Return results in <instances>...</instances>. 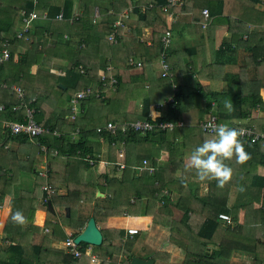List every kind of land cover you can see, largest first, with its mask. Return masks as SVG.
<instances>
[{"label":"trees","instance_id":"1","mask_svg":"<svg viewBox=\"0 0 264 264\" xmlns=\"http://www.w3.org/2000/svg\"><path fill=\"white\" fill-rule=\"evenodd\" d=\"M96 1L103 2L104 0H39L35 5L32 0H0V41L7 39L10 50L9 60L0 66V81H5V83L7 81L9 84L16 83L18 86H22L26 91L25 98L27 100L25 101L30 102L32 98L35 99L30 103L35 108V120L40 125L48 128V132L32 137L22 133L13 135L19 144L24 143L22 141L26 142V146L22 147L21 151H18L19 149H16L17 147L13 145L6 148L11 136L9 135V130L4 127L3 122L17 118L12 115V112L5 114L7 117L3 118L2 123L0 122V181L1 176L7 172L8 168H20L25 161H29L27 163L30 165V171L37 173L35 171V160L39 154L44 153L49 162L47 165L48 181L67 185V195L58 196L54 193L45 202V191L41 189L44 181L40 182L38 187L36 185L31 186L29 190L22 188V185L17 183V188L13 191L15 196L11 204V212L21 211L27 218V223L21 227L13 224L11 218L7 219L0 233V264H50V261L53 264H88L87 261L90 262V256L85 254L84 248V245L88 246L87 243L81 244L80 248L84 254L80 258H74L63 246L59 245L67 237L66 228L71 229L73 235L76 236L79 232L74 229L78 227L81 230V222L83 220L87 222L90 217H94L97 226L101 227V223L105 222L109 216L128 215H151L155 224L169 226V242L183 252L184 258L180 261H171L167 252L159 251L156 255H160L158 258L163 261L160 260L161 264H228L233 251L241 249L238 244L239 239L248 235H251L248 237L249 239H253L258 233L264 231V211L260 208H252L253 198H256L260 191L264 204V176L254 175L253 180L250 181L244 175L245 181L239 185L235 201L236 205L230 209L226 207L227 199L225 194L229 185L236 182L233 175L232 179L223 188L217 187V183L214 180L212 181L213 183L203 181L208 182L209 185L208 195L206 200H203L199 196L197 189H185V186H188V183L190 184L187 177L195 176V174L185 172L184 168L161 167L155 172L137 173L134 168L137 164L143 159H149V164H155L152 159L156 158L164 150L169 151L170 156L177 157V159L170 158L167 160L168 165L180 167L184 158L182 147L185 141L181 142L183 145L180 146L177 140L181 137V134L188 133L187 131L190 130L187 127H183L182 131H180L181 127H179L180 130L178 128L173 130L155 128L154 130L140 133L126 125L138 117L135 109L127 105V101L130 100L134 105L135 100L138 98L143 100L141 118L138 119H149V105L152 97H156V100L163 94L164 99L167 98V96L172 94L173 83L171 84V80H167L169 79L168 77L165 80H163L164 77H161L164 89L159 91L161 86H158L156 88L158 91H155L153 93L154 96H152L148 89H144V86L133 81L130 83L129 89L123 92V95L126 94L128 100L122 101V98L116 96L119 86L125 89L123 84L127 85L126 78L130 77L131 80L133 79L132 75L128 74V67L131 68L130 66L135 64L130 63L128 57H133L132 55L136 53V48L139 47V44H136L135 48L130 46L139 42L140 37L138 34L140 31L137 30L135 32L134 29H131L132 36L130 37L121 35L117 41L115 40L111 43L107 40L110 44L108 45L111 53L109 56L112 59L106 56L99 46L101 41L107 37L108 31H113L114 14L108 18L102 16V23H96L89 16L92 10L89 9V6ZM114 1L125 3L130 8L128 17L124 18V25H129L131 17L138 20V23H146L151 16H156L157 21L161 24L153 26V44L145 51L150 52L152 55L150 59L158 62L160 52L164 49L166 54L165 61L169 64L168 56L171 53V46L167 45L164 47L162 45L164 36L162 34H164L163 31L166 28L163 14L160 13V5L165 3L166 0H108L107 4L111 5ZM256 1L258 0H252L253 3ZM150 3L153 8H146L140 13L139 6H149ZM75 7L81 8L82 14L77 16L74 13ZM22 8L28 11L35 9L40 15L37 19H47L49 25L55 20L54 17L62 12L63 21H66L75 31H72V35L80 39L76 45L79 46L77 49L82 52L81 56L74 57L76 62H73L70 68H66L67 71L63 77L49 74L52 76L53 85H50L45 90L39 89L34 83L39 78L41 71L46 70V67L42 66L43 64L38 60V55L42 50L36 48L32 52L28 48L31 38L29 29L23 32L21 38H18L15 34L21 22L19 11ZM44 13L46 17H43ZM105 21L107 29L104 26L102 27ZM123 29L124 27L121 26L116 34H122ZM33 33L35 32L33 31ZM56 39L61 41L62 34L57 36ZM65 42L69 45V40L66 39ZM130 42L133 43L130 44ZM82 43L84 46L80 47ZM17 46L19 49L15 50ZM45 50L46 48H44ZM16 56L18 59L13 61ZM142 59H149V57H143ZM80 62L83 64L79 68L83 70L82 73H88L87 77L89 75L94 77V84L86 85L91 87L94 92L87 99L80 101V107L83 108L85 102H89L85 113L80 112L73 115L68 108L60 114L56 113L54 112L56 105L64 104L67 101V96L71 95V93H62L57 89L54 81L59 77L62 83L71 87V84L75 82L69 84L70 80H66V82L62 80L70 77L71 79L74 77L75 81L79 79L81 74L77 67L80 66ZM253 63L255 64L254 74L251 79L240 80L238 90L231 88V90L220 94L214 92L203 93L206 104L201 111V115L202 113L208 114L213 97H225L231 100V103H229L231 104V110L216 108L217 119L220 124L224 121L248 119L245 124L233 122L225 124H231L229 125L230 128L245 125L260 129L264 124V113L263 117H258L259 113L262 112H256V106L259 105L261 108H263L261 105L264 106L263 98L259 93L260 88L264 87V50H261V53L253 58ZM33 64L37 65V69L32 73L31 66ZM127 65L129 66L127 67ZM140 75L142 74H135V77L140 79ZM113 77L116 82L111 83V78ZM249 85L250 87L248 88ZM243 87L250 90L246 93L242 92L240 88ZM159 92L161 93L159 94ZM177 92L175 96V98L177 97L176 103L161 107L158 110L161 113L155 119H152V122L159 120H170L173 122L181 120L185 123L187 122L184 117L188 110L182 106L186 93L179 89ZM53 93L57 98L50 100ZM10 94L15 95L10 93L9 90L0 88V96H10ZM18 100L19 98L15 95L13 100L9 99L2 104L8 110L12 105L18 104ZM161 100L163 99L159 98L155 102ZM48 117L54 121L52 124L45 123ZM57 121H60L59 127L56 125ZM108 121L116 124L117 127L114 132L103 128ZM97 127H101V132L96 130ZM75 129L78 130L75 133L78 134V137L73 139L72 134H74ZM54 130L59 132L60 135H57L56 132L54 133ZM100 139L106 144L105 159H101L100 154L94 152L93 144L88 142L94 140L99 143ZM242 141L247 153L258 150L259 143L264 146V140L253 143ZM30 144L37 146L38 155L25 150L30 149ZM41 145L46 146V151H42ZM120 145L125 146L122 158L118 157ZM133 148L138 149L137 152ZM12 151L15 152L13 158L11 157ZM87 155L100 162L124 163L125 166L122 169L121 176L116 177L108 172H100L93 181L78 180L77 178H80L79 175L83 173L79 168L91 169L97 162L99 163L97 161L95 162L96 164H90L85 159ZM13 165H16V167H13ZM112 168L115 169L117 166ZM235 169L238 170L239 168ZM72 170H75L73 174ZM178 170L181 172L177 176ZM164 175L166 176L165 178ZM73 177L76 183H80L79 185H70L69 180L73 179ZM16 181H18L17 178ZM165 187H170L174 191L177 190L176 200H170V193H163V190L166 189ZM97 192L103 193V196H98ZM213 192L216 195V200L221 201L219 204L210 202ZM4 194L6 192L0 190V201ZM132 196L134 197L133 200L130 199ZM48 202L51 204L50 209H48ZM42 206L47 208L46 222L42 226L34 225L32 221L35 211L42 208ZM240 206L244 208L245 218L243 224L237 226L233 225L232 222L223 226L217 217L218 213L223 211L232 212L233 219H236L237 210ZM61 207L65 209V212L61 213ZM74 210L78 211L76 219H73L72 211ZM84 210H88L91 214L85 216L83 214ZM257 216L262 219L258 223L254 221ZM65 218L72 221L68 222ZM128 220L140 222L144 225L149 223V219L132 218ZM100 231L103 236L102 243L97 246L92 245L90 252L97 256L100 260L99 264H117V262L115 263L112 260L115 254L123 257V259L125 257L126 262L122 259L121 264H128L132 256H134L130 250L137 236L121 241V237L124 234L121 229L100 228ZM259 241L263 242L264 240L259 239ZM250 252L255 259L254 264L264 262L262 260L264 251L260 254L258 250L252 249Z\"/></svg>","mask_w":264,"mask_h":264},{"label":"crops","instance_id":"2","mask_svg":"<svg viewBox=\"0 0 264 264\" xmlns=\"http://www.w3.org/2000/svg\"><path fill=\"white\" fill-rule=\"evenodd\" d=\"M146 1V0H145ZM99 2V3H97ZM104 2V3H103ZM96 1L92 3L89 6V9L91 10V13L89 14L90 18L94 19V21H97L96 15L94 14L95 9H99V12L101 13V17L98 18V24L102 23V16H106L107 18L114 14V24H113V30L117 32L119 29L124 27L122 34L116 35V41L118 37L121 35L130 37L132 36L131 29H134L135 32L139 30V42L134 43L131 45V48H135L136 44H139V47L136 48V53L132 55L134 61H140L142 64L139 66L134 65L128 67V74L132 75L133 79L126 78V84H123V87L125 86V89L118 88L116 96L119 98H122V101L128 100V97L126 94L123 95V92L126 89H129L131 82H138L139 85L144 86V89H148L150 92V95L154 96L153 93H155L156 88L158 86H161L160 90L164 89V83L161 82V77H164L163 80L167 79L168 81L171 80L172 85H176L179 90H182L183 93H186V96L183 98L184 108L188 110V113L185 114V119L187 122L181 127V130L183 127H187L190 131H187L188 133L181 134V137L178 138L177 143L182 146L183 144L181 142H184V145L182 147V153H184V158L182 161V165L180 167H175L172 165H168V161L171 159H177L176 156H170L169 151L164 150L160 153V155L156 156V158L152 159L155 164V168H184V165L186 161L188 160V157L190 155V152L198 145H200L203 140L205 139V136L207 135L208 138H211L213 134H204L201 132V130L198 128V122L199 120L206 117V113H202L201 111L204 109L206 104V99L203 96V93H224L225 91H229L232 89L238 90V83H240V80L242 79H251L252 75L255 72L253 58L257 57L259 53H261V50H264V0H258L255 3L252 2V0H183L181 4L175 5L174 7L170 8L167 7V9H164V4L160 5L161 11L160 13L163 14V21L165 22V30L163 31L164 34L167 30L171 32L170 36V46H171V53L168 56L169 60V70L164 71V68L162 67V56L160 52L159 61L155 62L154 59H150L152 55L150 52H146L145 50L147 48H150L152 43V28L153 26H158L161 23L157 21L156 16H151L146 23H138L139 21L135 18L131 17V20L129 21V25L123 23L124 18H127L130 13V8L125 3L122 2H116L114 1L111 5H108V0ZM105 4V5H103ZM152 7V4L150 3L149 6H139L140 13L143 12L144 9ZM132 8V7H131ZM153 8V7H152ZM207 8L209 10V15L204 16L202 13V10ZM35 10V9H33ZM36 11V10H35ZM79 11V12H78ZM81 8H74V13H76L77 16L82 14ZM37 12V11H36ZM38 13V12H37ZM127 14V15H126ZM126 15V16H125ZM55 18V17H54ZM77 18V17H76ZM57 20V19H55ZM53 21L52 23L47 22V19H36L34 20L30 27L29 31H31V38L29 43V49L34 52L37 49L42 50V52L38 55V60L43 64L42 66H45L46 70L41 71V74L38 76L35 80V85L39 89L45 90L50 85H53V81L51 80L52 76L49 74H56V76L61 75L62 77L64 74H66V68H70L74 61V57H80L81 53L77 47H79L77 44L78 40L70 39V36L73 37L72 31H74L66 21L59 20ZM117 21H120V24H116ZM106 21L102 24V27L104 26L105 29L107 27L105 26ZM23 24L20 22L19 26L17 27V31H15V34H17L19 31L22 30ZM35 27H37L35 29ZM35 29V30H34ZM109 30V29H108ZM33 31L35 33H33ZM112 31V30H111ZM110 31V32H111ZM75 32V31H74ZM108 31L107 37L110 34ZM62 34V40L57 41L56 37ZM67 37L64 38V36ZM162 34V36L164 35ZM189 34V39L184 40V35ZM23 35V33L21 34ZM22 37V36H21ZM18 37V38H21ZM69 37V38H68ZM105 37L104 40L100 43V48L102 52L105 53L106 56L111 58L109 56L110 49L108 48L109 43H111L108 38ZM69 40V45L65 42V40ZM108 40V42H107ZM133 42H130L132 44ZM142 43V44H141ZM48 46L51 47L53 50V54H50L47 49ZM60 47L57 51V47ZM84 44L82 43L80 47H83ZM105 46V47H103ZM44 48L46 50L44 51ZM19 47L17 46L15 50H18ZM29 50V51H30ZM64 50V51H62ZM65 53V54H64ZM131 56V55H130ZM143 57H149V59H142ZM130 57H128L129 59ZM166 58V54H165ZM13 61H16L18 58L17 56L13 58ZM112 59V58H111ZM127 59V60H128ZM80 66L77 67V70L83 66V64L80 62ZM37 65L31 66V72L33 73L37 68ZM40 68V67H39ZM83 70L79 69V73L81 74V77L75 81L74 77L64 79L62 81L70 80L69 84L71 82H75L71 84V87H68L66 84L62 83L60 81V78L57 77L54 81L56 82L57 89L60 90L62 93L67 94L69 92H72V90H75L76 88H84L89 87L86 85L94 84L93 79L94 77L92 75L86 76L88 73H82ZM135 74H142L140 75V79L138 77H135ZM58 79V80H57ZM5 81H0V88L1 83ZM6 83H8L6 81ZM170 84V82H169ZM8 85H16L11 83ZM20 86V85H19ZM22 87V86H21ZM250 85L248 86V88ZM9 90V89H6ZM24 93L26 92L23 88ZM69 90V91H68ZM242 92H248L250 89H247L245 87L240 88ZM10 93L15 94L11 90H9ZM56 93V92H55ZM161 92H159L160 94ZM261 97L264 101V87L260 88ZM16 95V94H15ZM15 95L7 96V95H1L0 96V106L3 105L6 101L9 99H14ZM160 95L156 100L164 99ZM67 96V100L68 97ZM115 96V97H116ZM56 99L57 96L53 93V96H51V99ZM155 98L152 97V101L149 105V113L153 112V116L157 117L161 112L154 110V104H155ZM111 99H113L111 97ZM211 107L210 110L213 112L216 116V108H222L223 110H227L228 108L225 106L226 103H231V100L226 99L225 97H216L211 99ZM89 101V100H88ZM194 101L195 105L190 104V102ZM142 102L140 98L135 100L134 105L131 103V101H127V105L130 107H133L136 112L137 119L141 118V112H142ZM3 103V104H2ZM89 102H85L84 108L79 106V113L83 112L85 113L87 104ZM186 104L188 105L186 107ZM80 105V102H79ZM67 104H58L54 108V112L56 113H62L67 109ZM192 108H195L193 110ZM9 109V108H8ZM208 111V112H209ZM7 113L9 114L10 111L7 110L5 107L4 109H0V122L2 123L3 118H6ZM6 114V115H5ZM258 117H263V112L259 113ZM47 121L45 123L52 124V119L48 117L46 119ZM246 121V122H245ZM228 123H237V124H245L248 122V119L243 120H235V121H227ZM227 122H223L221 124H225ZM46 124V125H47ZM196 124V125H194ZM56 125L60 126V121L56 122ZM228 127L231 124H226ZM64 126V125H63ZM100 126V125H98ZM194 129V130H193ZM198 129V131H197ZM48 130V128H47ZM76 130V129H75ZM72 134V138L76 139L78 137V134ZM56 130H54V133ZM73 133V132H72ZM5 134V132H4ZM57 135H60L59 132H56ZM11 138L9 139L7 143L8 146H15L16 149H19L18 151H21L22 147L26 146V142L22 141L24 143L19 144L14 138L15 134H9ZM88 142H91L94 146V152H97V154H100L101 159H105L106 155V144L105 142L100 139L99 143L94 140H90ZM99 144V145H98ZM23 145V146H22ZM125 145V144H124ZM120 145V148H123V156H124V149L125 146ZM44 146V145H41ZM46 148V146H45ZM47 149V148H46ZM135 152H137L138 149L133 148ZM130 150V151H133ZM43 151V150H42ZM17 152V151H16ZM14 151L11 152V157L14 156ZM44 154V153H43ZM39 154L41 157V163L44 165H48L49 162L47 161V158L45 154ZM250 156V159L247 160L244 164H237L235 162V158L231 161H225L226 164H228L233 170V176L236 179V182L229 185L227 192L225 194L226 196V207L232 209L236 205V198L239 191V185L245 181L244 175L251 181L253 180L254 175L264 176V146L262 143L258 144V150H253V152L248 153ZM99 156V155H98ZM91 158V157H90ZM92 159V158H91ZM39 156L36 158L35 162V171L42 172L40 175L41 178L44 179V183H42L41 188L44 184H47L55 189L56 194H60V196L67 195V185L65 183H58V182H49L48 181V168H42L44 165H42L39 161ZM94 160L95 162L99 160ZM149 160V159H148ZM102 161L95 166H92L91 169H81L82 174L79 175L80 178H77L78 180H88L93 181L97 177V174L100 172H108L111 175H115L116 177H120L122 174V169L117 166V168L113 169L111 166H116L115 164H106ZM112 163V162H110ZM116 163V162H113ZM111 165V166H110ZM42 168V169H41ZM239 168V170L235 169ZM156 169V170H157ZM76 170V168H75ZM75 170H72V174ZM155 170V171H156ZM180 170L177 172V176L180 174ZM75 177V176H74ZM69 180L70 185H79L80 183L75 182V178ZM166 176L164 175V178ZM189 178L188 186H185V189H197L199 196L203 200H206V196L208 195L209 185L208 182H202L200 181L196 176L191 175ZM249 181V182H250ZM157 182V181H156ZM213 183L212 181H210ZM16 184V183H15ZM14 184V185H15ZM156 184V183H155ZM246 184H248L246 182ZM13 185V186H14ZM168 194L170 193V200H176L177 198V190H173L170 187H165ZM8 189L12 190L13 187L9 185ZM169 191H168V190ZM14 190V189H13ZM13 190L11 193H6V195L2 198L1 202H3V205L0 209V214H2L4 217L0 219V226L2 228L7 222L8 215L11 213V204L13 201V197L15 196L13 193ZM98 193V192H97ZM103 196V193L99 192ZM213 195L210 197L211 203H220V200H216V195L213 192ZM264 195V194H263ZM133 196L130 198L133 200ZM6 200L9 201V204L5 206ZM82 200V199H81ZM263 196L261 194V191L259 192L258 196L256 198H253L252 202V208L257 209L260 208L263 209ZM235 211V210H234ZM231 216L233 225H241L244 222L245 214H244V208L243 206H240L237 210V216L236 219H233L232 212H225ZM255 216L254 214H251ZM46 218V212L42 209H36L34 218L32 223L34 225H38L37 222L44 224ZM149 219V223L143 224L140 222H133L128 219ZM152 216L151 215H138V216H109L105 222L101 223L102 229H121L123 230V233H125V228L127 227H139L140 232H145L143 234L144 236H147L144 240L143 245L146 247L144 250L146 254H144L143 250L139 248V252L142 255H136L137 253H134L135 256H138L143 259H152L154 257V253L157 251H162L161 249L158 250L157 247L159 246L158 239L161 238L160 235L155 236L158 230V227H161L160 231L164 233V237H166V234L168 232V236L170 235V229L169 226H160L158 224H153L154 228H151V222ZM262 219L260 217L254 218V221L257 223L261 221ZM220 223L223 226H226L225 223ZM38 225V226H42ZM232 225V226H233ZM151 228V231H150ZM71 229L66 228V231H70ZM150 231V232H149ZM139 232V233H140ZM138 233V234H139ZM138 234H135L133 236H128L127 239H132L133 237H136ZM109 235V232H108ZM124 235V234H123ZM253 235V234H252ZM251 235H248L246 237H243L239 239V247L241 249H236L233 251L231 258L228 262V264H254V257L250 250H258V252L261 254L264 251V241L261 242L259 239L264 240V231L262 233H258L256 237L253 239H249ZM125 240V241H126ZM138 240L137 238L134 240L136 242ZM165 240V239H164ZM133 242V243H134ZM143 242V241H142ZM141 242V243H142ZM168 243L169 237H168ZM172 244V243H170ZM137 246L139 244H136ZM141 245V247H144ZM134 247V244L132 245ZM155 247V248H154ZM149 248L152 250L147 251ZM133 249V248H132ZM174 249V248H173ZM176 250H178L176 248ZM176 250H164V252H167L169 254L170 260L174 261L173 256L177 252ZM155 251V252H154ZM261 256V255H260ZM183 257L179 260L180 261ZM123 257L118 256L117 261H121ZM125 261V257L123 259ZM153 264H156L157 259H152ZM264 260V257L263 259ZM126 262V261H125ZM130 263V262H129ZM159 264L161 262L159 261ZM260 264H264L260 263Z\"/></svg>","mask_w":264,"mask_h":264},{"label":"built area","instance_id":"3","mask_svg":"<svg viewBox=\"0 0 264 264\" xmlns=\"http://www.w3.org/2000/svg\"><path fill=\"white\" fill-rule=\"evenodd\" d=\"M33 4H37L39 2V0H32ZM183 0H166L165 4H164V9H167V7H174L175 5L181 4ZM202 13L204 14V16H208L209 15V10L207 8L202 10ZM20 15H21V22L23 24L22 30L19 31L16 36L17 37H21L23 32H26L31 23L40 17V15L35 11V10H26L25 8L20 9ZM127 15V14H126ZM125 15V16H126ZM43 17H46V14H43ZM55 19H59V20H63V16H62V12H60L59 14H57L55 16ZM117 25L120 24V21H117L116 23ZM116 31L113 30L112 32H110V34L108 35V40L110 42H113L116 40ZM170 36H171V32L169 30H167L162 38V45L164 47H166L167 45L170 44ZM161 56H162V67L164 68V71L169 70L168 64L165 61V50L162 49L161 50ZM10 58V50H9V41L7 39L0 41V66L6 62L7 60H9ZM129 62L132 64H135L137 66H139L141 64L140 61H134L133 58H129ZM116 82L115 78H111V83L112 82ZM1 87L4 89H9L12 92H14L17 96V98H19L18 100V104L12 105L11 107H9V111L12 112V115L14 117H16L17 119L15 120H7L4 121V127H6L9 130L10 134H26L29 135L30 137L41 134V133H45L48 132L47 127H45L44 125H40L39 123H37V121L35 120L34 117V113H35V108L32 107L30 105V103L32 101H34L35 99L32 98V101L30 102H26L25 100H27L25 98V93L24 90L21 86H16V85H8L7 83L3 82L1 83ZM173 90L175 91L176 86L172 85ZM94 91L91 89V87H84L81 89H78L77 91H75V94L73 96H71L70 99V109L73 113V115L77 114L79 112V102L81 100L87 99L89 97L90 94H92ZM176 103V99H175V93H173L172 95L168 96L167 98L159 101V102H155L154 104V110L158 111L161 107H165L168 104H172L174 105ZM263 108H261L259 105L256 106V112H263L264 106L261 105ZM5 106L1 105L0 109H4ZM23 110V112H22ZM149 119L147 118H142V119H136L134 121L128 122L126 125L133 129L136 132H140V133H145L151 130H154L155 128H160L161 130H173L175 128H179L182 127L184 125V122L181 120H177L175 122L170 121V120H159V121H155L152 122V119H155V117L153 116V112H150L149 114ZM214 122L215 124L219 125L220 122H218L217 116L210 112L209 114H207V116L200 120L198 122V127L199 129L207 134H212L211 130L209 129H205L204 125L207 122ZM116 124L108 121L105 126H103V128L107 129L110 132H114L116 130ZM237 128H245L247 130L246 134L243 135L241 137L242 140H244L245 142H257L260 140H264V124L260 129H256L253 126H245V125H241L238 126ZM125 129V128H124ZM96 130L98 132H101V127H97ZM78 130H75V133H77ZM41 149L43 151H46L45 146H41ZM118 157L122 158L123 157V148L118 149ZM85 159L90 163V164H94V160L90 158L89 155H87L85 157ZM106 164H115L116 166H118L119 168H123L125 165L122 162H116V163H110L109 161L104 162ZM135 170L137 171V173H142V172H155L156 168L154 167V165L149 164V161L147 159H143L139 164H137L135 167ZM42 190L45 191V196H44V201H48L49 198L51 197L54 188H52L51 186L44 184L41 188ZM165 194H168V192L166 190H164ZM263 194H264V189H263ZM3 202L0 201V207H2ZM264 209V206H263ZM218 219L225 223V224H230L232 223V218L229 214L227 213H218L217 215ZM47 230V229H45ZM140 232V228L139 227H126L125 228V233L124 235H122L121 237V241H125L126 238L128 236H133L135 234H138ZM74 235L73 233H67V237L64 241H62V246L66 249V251L71 254L74 258H80L84 253L81 250V244L82 242L76 243L74 241ZM91 244H88L87 248L85 249V254L90 256V261L91 262H97L98 258L96 255L91 254ZM122 261H117V264H121Z\"/></svg>","mask_w":264,"mask_h":264},{"label":"clouds","instance_id":"4","mask_svg":"<svg viewBox=\"0 0 264 264\" xmlns=\"http://www.w3.org/2000/svg\"><path fill=\"white\" fill-rule=\"evenodd\" d=\"M225 106L231 110V104L226 103ZM204 128L211 130L213 135L211 138L206 135L203 142L191 151L184 170L194 173L202 182L214 180L217 187L223 188L233 175V169L225 161L235 158V162L242 165L250 159L241 140L247 130L245 128H230L226 124L217 125L211 121L207 122ZM10 218L13 224L21 227L27 223V218L19 210L11 212Z\"/></svg>","mask_w":264,"mask_h":264},{"label":"rangeland","instance_id":"5","mask_svg":"<svg viewBox=\"0 0 264 264\" xmlns=\"http://www.w3.org/2000/svg\"><path fill=\"white\" fill-rule=\"evenodd\" d=\"M20 12V11H19ZM94 14L96 15V18H97V21H96V23H98V18H100L101 17V13L99 12V9L97 8V9H95V11H94ZM21 16V15H20ZM32 26V25H31ZM189 34H185L184 35V40H187V39H189ZM65 37H67V34H66V36H64V38ZM69 38V37H68ZM70 39H74V40H78L79 39V37H75V36H70ZM49 44H47V49H48V52L50 53V54H53L54 52H53V50L51 49V47L50 46H48ZM104 47V46H103ZM59 46L56 48L57 49V51L59 50ZM62 51H64V50H62ZM65 54V53H64ZM1 79V78H0ZM176 86V85H175ZM173 88V87H172ZM69 91V90H68ZM178 91V88H177V86H176V89H175V91L172 89V94L173 93H175V96H176V93H178L177 92ZM71 93V95L70 96H73L74 94H75V90H72V92H70ZM171 94V95H172ZM170 96V95H169ZM168 97V96H167ZM176 99H177V97H176ZM183 104H184V102H182ZM64 104H67V106H69V107H67L69 110H71L70 109V99L68 98V100L67 101H65L64 102ZM63 104V105H64ZM190 104H193V105H195V103H194V101H192V102H190ZM188 105L186 104V107H187ZM193 110H195V108H192ZM264 113V112H263ZM98 115V114H97ZM73 116V115H72ZM194 125H196V124H194ZM30 149L28 148V149H25V150H29L31 153H34V154H37L38 153V148H37V146L36 145H33V144H30ZM38 155V154H37ZM40 163L42 162L41 161V157H40V155H39V160H38ZM27 162H29V161H25V162H21L22 164H23V166L22 167H20V168H17L16 167V165H13V167H16V168H8V170H7V172H5V173H3V175L1 176V181H0V190H2V191H4V192H6V193H11V191L13 190V189H16L17 188V183L19 184V185H22V188H26L27 190H29V188L31 187V186H35L36 185V187H38L39 186V184H40V182H42V181H44V179H42L41 177H40V175L42 174V172H41V174H40V172H37V173H34L33 171H30V165L27 163ZM42 165H44L43 163H41ZM111 166V165H110ZM111 167H113V166H111ZM42 168H47V165H44ZM41 168V169H42ZM157 169V168H156ZM239 170V169H238ZM16 178L18 179V181H16ZM21 182H24V183H21ZM16 183V184H15ZM15 184V185H14ZM25 184V185H24ZM9 185L10 186H12L13 187V189L12 190H10V189H8V187H9ZM14 185V186H13ZM14 191V190H13ZM54 193H56L55 192V189L53 190V193H52V195L54 194ZM163 193H164V190H163ZM6 194H4V196H5ZM51 195V196H52ZM58 196L60 195L59 193L57 194ZM9 204V201L8 200H6V202H5V206H7ZM0 209H1V207H0ZM40 209H42V210H44L46 213H47V208L45 207V206H42V208H40ZM60 211H61V213H63V211L65 212V209H62V207L60 208ZM78 211H76V210H74V211H72V214H73V219H76L77 218V215H76V213H77ZM1 213V212H0ZM83 214L86 216V215H89V214H91L88 210H84L83 211ZM2 217H4L2 214H0V219L2 218ZM6 217H4V219H5ZM8 218H10V214L8 215ZM3 219V218H2ZM65 220L66 221H68V222H70V221H72V220H68L67 218H65ZM46 222V219H45V221H44V223ZM151 222H152V224H151V228H154V221H153V218H152V220H151ZM85 223H86V220H83L82 222H81V224H80V227L81 228H83L84 226H85ZM37 224L38 225H42V223H39V222H37ZM151 228H150V231H151ZM3 228H2V226H0V233H1V230H2ZM160 229H161V227H158V230L159 231H157V233H156V235L155 236H158V235H160V237L161 238H159L158 239V242L160 243L159 244V246L157 247V249L158 250H162V251H164V250H176V246H174L173 244H170V243H168V232H167V234H166V237H164V233H162L161 231H160ZM76 232L78 231L79 232V230H80V228H75L74 229ZM149 231V232H150ZM73 233V231L72 230H70V231H68L67 233ZM145 232H140L137 236H138V240L136 241V242H134L133 244H134V247H132L133 249H131L130 250V252H134V253H137L136 255H142L141 253H138L139 252V248H141L143 251L146 249V247L143 245V243H144V240L146 239V241H147V236H144V239L142 240V238H143V234H144ZM165 239V240H164ZM143 241V242H142ZM142 242V243H141ZM136 244H139L138 246L136 245ZM60 246H62V242H60V244H59ZM141 245H143L144 247H141ZM84 248L86 249L87 248V246L86 245H84ZM155 248V247H154ZM174 248V249H173ZM150 250H152L151 248H149L147 251H150ZM177 252L174 254V256H173V259H174V261H176V260H179L180 258H181V256L184 258V254H183V252L179 249V250H176ZM155 252V251H154ZM133 253V254H134ZM144 254H146V252L144 251L143 252ZM156 253H157V251L154 253V257L152 258V259H157V262H156V264H159V261L161 260L160 258H158L160 255H156ZM118 256L119 255H117V254H115V255H113V258H112V260H113V262H117V258H118ZM162 261V260H161ZM88 262V264H99L100 263V260L98 259V261L97 262H89V261H87ZM163 262V261H162ZM50 264H53L51 261H50ZM128 264H130V263H128Z\"/></svg>","mask_w":264,"mask_h":264},{"label":"water","instance_id":"6","mask_svg":"<svg viewBox=\"0 0 264 264\" xmlns=\"http://www.w3.org/2000/svg\"><path fill=\"white\" fill-rule=\"evenodd\" d=\"M97 195H101V194L98 192ZM50 208H51V204L48 202V209ZM102 239H103L102 233L99 227L97 226L94 217H90L87 220L85 226L74 237V241L76 243L82 242L95 246L100 245L102 243ZM130 264H153V260L150 258L143 259L134 255L130 259Z\"/></svg>","mask_w":264,"mask_h":264}]
</instances>
